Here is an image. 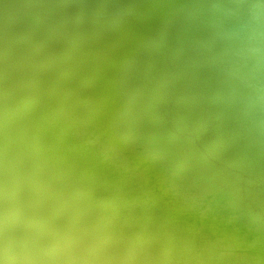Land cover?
I'll use <instances>...</instances> for the list:
<instances>
[{
    "label": "bare ground",
    "instance_id": "6f19581e",
    "mask_svg": "<svg viewBox=\"0 0 264 264\" xmlns=\"http://www.w3.org/2000/svg\"><path fill=\"white\" fill-rule=\"evenodd\" d=\"M21 195L143 264H264V0H0V209Z\"/></svg>",
    "mask_w": 264,
    "mask_h": 264
},
{
    "label": "clouds",
    "instance_id": "9594fccd",
    "mask_svg": "<svg viewBox=\"0 0 264 264\" xmlns=\"http://www.w3.org/2000/svg\"><path fill=\"white\" fill-rule=\"evenodd\" d=\"M0 264H143L106 226L28 195L0 209Z\"/></svg>",
    "mask_w": 264,
    "mask_h": 264
}]
</instances>
